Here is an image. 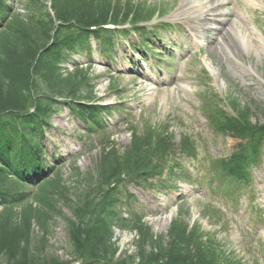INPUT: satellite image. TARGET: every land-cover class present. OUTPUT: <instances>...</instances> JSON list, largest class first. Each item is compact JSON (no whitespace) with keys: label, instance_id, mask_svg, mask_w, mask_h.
Listing matches in <instances>:
<instances>
[{"label":"trees","instance_id":"16d2710c","mask_svg":"<svg viewBox=\"0 0 264 264\" xmlns=\"http://www.w3.org/2000/svg\"><path fill=\"white\" fill-rule=\"evenodd\" d=\"M49 4V9L35 6L39 18L30 21L34 32L24 49L0 46V264H241L230 254L219 258L211 249L201 248L196 230L175 231L171 225L165 238L139 229L140 218L131 221L139 236L133 243L135 255L118 256L112 230L128 228L130 219L123 216L138 204L130 189L166 196L189 183L196 147L184 136L175 144L167 134L147 133L133 135L127 148L115 149L102 129L112 108L79 104L72 86L65 94L57 92L69 81L60 76L69 64L80 69L77 59L88 62L93 54L111 59L121 37L133 34L138 46H149L168 26L147 32L139 25L147 14L139 9L119 14L115 7L99 2L49 0ZM9 13L10 7L0 0V27ZM124 22L132 25L130 32L106 28ZM40 36L44 43L34 45ZM38 83L51 94L37 95ZM62 95L68 96L65 103L56 98ZM61 105L91 132L81 141L83 147L91 136L100 135V143L107 140L99 156L83 170L74 166L68 179L58 171L62 157L47 153L45 147L50 121L61 112ZM205 115L214 135H238L247 129L244 139L236 137L238 151L207 167L219 192L245 188L246 170L263 156L264 126L236 121L216 108ZM39 184H43L35 198L39 206L15 216L14 207L22 205ZM57 218L66 239V261L51 252L49 243L54 231L50 223Z\"/></svg>","mask_w":264,"mask_h":264},{"label":"rangeland","instance_id":"374dc122","mask_svg":"<svg viewBox=\"0 0 264 264\" xmlns=\"http://www.w3.org/2000/svg\"><path fill=\"white\" fill-rule=\"evenodd\" d=\"M220 1L223 0H214V4ZM247 1L249 7L244 5V0H231L221 6L220 12H235L231 24L241 22L248 32L251 31L263 42L264 0ZM84 2L110 4L119 14L123 9L127 13L143 10L147 15L139 25L147 32L156 26H168L155 35L156 40L153 37L154 46L144 51L138 48V53L132 49V43L137 44L134 35L124 39L127 41L122 40L121 49L118 48V56H115V63L110 68L98 56L92 57L90 66L80 58L76 60L80 69L71 66L67 68V73L60 76L62 80H70L57 92L65 94L72 84L75 91L73 99L81 105L112 108L102 126L103 136L108 138L109 145L122 150L130 144L133 135L147 133L154 136L167 134L175 144L184 136L196 147L199 161L193 163L192 172L197 173V170L203 171L213 161L232 156L238 151L239 137L244 139L247 132L244 129L239 130L238 135L234 132L232 135L228 133V137L214 135L206 121L208 109H219L231 119L246 121L253 127L264 126V59L248 56L246 51L238 52L232 45L229 48L232 51L230 57L218 54L212 45L205 46L201 42L193 45L191 38L187 37L186 24L173 18L181 0ZM5 3L10 7V17L0 27V46H14L16 51L24 49L27 39L34 32L30 21L39 18L35 6L44 5L49 9V0H5ZM141 11V15L145 14ZM210 26L215 29L214 25ZM42 41L40 36L34 45L44 43ZM145 80L157 87L150 96V102H145L147 97L143 96L145 87L141 82ZM34 90L37 95L51 94L40 83L35 85ZM67 97L56 96L59 103H65ZM60 107L61 112L51 119L45 147L47 153L62 157L63 163L58 171L68 179L69 170L74 166L81 170L89 166L99 156V150L107 144V140L105 138L100 143V135L91 136L89 146L84 148L81 141L91 132L72 118L65 106ZM68 159L74 160L70 162ZM250 177L252 181L247 192L239 195L235 202L226 204L206 194L203 186L197 184L198 181L193 185L182 184L178 192L168 196L130 189L138 204L134 211L123 216L130 219L129 227L112 230L118 256L135 255L133 243L139 236L131 221L140 218L139 229L146 228L150 234L166 238L171 225L175 231L185 227L196 230L197 238L201 240L200 247L211 249L219 258L230 254L241 264H264V157L250 172ZM43 184L36 185L35 189L30 190L27 200L14 207L15 216L39 206L35 198ZM195 191L199 193L192 196ZM188 197H191L190 200L185 201ZM1 213L3 210L0 209ZM63 213L67 214L66 211ZM162 216L168 218L159 222ZM50 224L54 229L49 242L51 252L57 253L61 261H66L62 223L57 218ZM33 230L37 231L35 227Z\"/></svg>","mask_w":264,"mask_h":264},{"label":"bare ground","instance_id":"6f19581e","mask_svg":"<svg viewBox=\"0 0 264 264\" xmlns=\"http://www.w3.org/2000/svg\"><path fill=\"white\" fill-rule=\"evenodd\" d=\"M229 1L231 0L214 4V0H181L173 18L186 24L187 37L191 38L193 45L199 42L205 46L212 45L218 54L228 57L231 56L232 51L229 48L232 45L238 52L246 51L248 56L254 55V58L264 59V41L260 42L241 22L238 25L235 23L232 25L235 12H228V14L220 12L221 6L227 5ZM244 5L249 7V1L244 0ZM210 25H214L215 29H212ZM220 35L221 40H219ZM155 88L154 85L147 88V102L151 101L150 96ZM232 100L233 98L231 102ZM167 218L162 216L158 221L163 222Z\"/></svg>","mask_w":264,"mask_h":264}]
</instances>
